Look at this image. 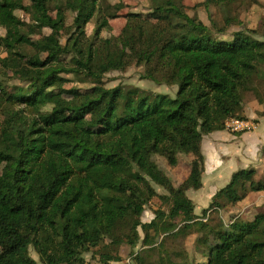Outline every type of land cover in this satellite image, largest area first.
Wrapping results in <instances>:
<instances>
[{"label": "trees", "instance_id": "1", "mask_svg": "<svg viewBox=\"0 0 264 264\" xmlns=\"http://www.w3.org/2000/svg\"><path fill=\"white\" fill-rule=\"evenodd\" d=\"M151 4L146 15L128 12L118 37H104L121 2L0 0V54L8 52L0 67L27 83L12 92L0 85V264H39L30 247L43 264H90L91 250L100 264L124 261L111 244L133 249L134 264H264V211L229 224L220 216L264 190L256 169L236 171L199 215L187 194L203 184L205 135L225 129L228 118H246L245 94L257 91L264 40L245 31L220 39L215 33L226 28L214 31L177 0ZM30 33L39 35L34 44L26 41ZM134 64L145 78L177 85L176 96L105 86L108 73ZM63 74L92 87L65 88ZM255 99L264 105V93ZM48 109L65 115L44 119ZM86 118L94 129L82 127ZM156 155L171 167L192 155L187 179L175 185ZM155 198L162 205L144 222ZM193 233V249L169 246Z\"/></svg>", "mask_w": 264, "mask_h": 264}, {"label": "rangeland", "instance_id": "2", "mask_svg": "<svg viewBox=\"0 0 264 264\" xmlns=\"http://www.w3.org/2000/svg\"><path fill=\"white\" fill-rule=\"evenodd\" d=\"M27 1V0H26ZM111 3L121 2L123 4L122 10H120L119 15L115 18L110 19V27L105 28L102 31V35L104 37H118L121 34L123 27L127 22L126 14L130 11L139 12L144 15L148 14L151 9V0H109ZM183 5V10L192 17H197L201 21H203L206 25L211 27L214 31L219 27L226 28L224 34L215 33L217 38L224 40H232L235 34L239 31H245L257 39L264 40V0H234L229 3L227 6H205L203 4L204 0H177ZM16 14L20 16L22 19L28 21V15L21 11L17 10ZM72 21L71 14L69 18V22ZM96 26V19H93L86 27V31L88 35H92ZM49 32V30H46ZM6 30L3 27H0V35H5ZM39 38V35L35 33H30L26 37V41L29 44H34L35 41ZM65 42V38L62 39ZM123 46L129 48L128 43L121 42ZM8 52H1L0 56L7 55ZM44 57V55H41ZM264 69V65L261 67ZM260 69L259 74L256 76L254 81V88L257 89L256 92L248 91L245 94L244 104L248 103L249 99L256 98V94L264 93V73L263 70ZM144 67L132 65L128 67L124 71H113L108 73L104 78V84L108 88H114L117 86H121L125 89L138 87L153 94H168L171 98H174L177 94L178 86L177 85H169L166 83H157L148 78L143 77ZM0 85L2 88L6 89L8 92L14 91V89L18 86L24 85L27 86V83L21 82L18 78H16L12 72L5 71L0 67ZM63 85L68 89H80L82 91L89 90L92 87L91 82H83L80 81L77 77L71 74H63ZM0 87V88H1ZM28 88V87H27ZM30 89V88H29ZM1 90V89H0ZM71 96L64 95L63 99L68 100ZM64 111L58 110L57 113H52L51 109H48L44 119H59L64 116ZM82 127L85 130H92L96 127V123L90 118H86L82 121ZM264 150V147L261 149ZM189 155H181L180 163L176 167H171L165 157L156 155L155 160L158 165L164 170L173 175V178L178 182L183 179V168H185V163L188 162ZM192 157V156H191ZM193 158V157H192ZM4 162L0 161V173L4 167ZM262 177H258L260 179ZM156 188L159 191H163L162 188L156 185ZM190 196H194L193 191H191ZM260 203L264 205V198H258ZM211 201V200H210ZM208 203V201H207ZM160 201L155 198L152 200L147 206L146 210L143 214V220L146 218L148 214L154 213L157 208L161 207ZM164 210H167V206H162ZM264 211V206L261 207L260 211ZM197 212L201 213L202 207L199 206L196 209ZM256 210L254 213L248 209L242 210V207L235 208L234 211L231 212H223L221 211L220 216L224 221V224H229L230 221L234 218L238 219V221L247 220V217H251L252 214L257 213ZM212 218V216H211ZM213 218H218L217 214L213 215ZM143 234V232L141 231ZM197 234L193 233L188 235L187 237H181L175 240V242H170L169 246L171 249L183 251L185 248L193 249L194 241L196 239ZM111 247L120 251L122 254L124 261L127 259H134L133 249H131L128 245L122 244H111ZM119 250V248H121ZM30 254L38 261L39 264H43L38 254L36 253L33 247H30ZM95 255V250H91L90 252L85 254L86 260L90 261V264H100L96 259L92 257ZM200 259V257H197ZM177 261L182 260V258H177ZM134 263V261H133Z\"/></svg>", "mask_w": 264, "mask_h": 264}, {"label": "crops", "instance_id": "3", "mask_svg": "<svg viewBox=\"0 0 264 264\" xmlns=\"http://www.w3.org/2000/svg\"><path fill=\"white\" fill-rule=\"evenodd\" d=\"M263 111L264 105L259 103L257 99L251 98L248 103L244 104V115L245 119L254 121L255 127L253 129L233 132L225 127L223 130L205 135L202 143V150L205 156V171L202 177L203 184L200 189H191L187 192L195 204L196 214H201L196 211L197 207L201 206L202 210L207 208L217 191L224 187L230 181L232 175L239 169L254 168L258 172L257 178L259 176L264 177V150H261L264 147ZM191 156H188V162L187 164L185 163L183 179L181 181L177 182L173 178V175L167 172L175 185L180 184L189 176L191 171L190 162L193 159V156ZM191 191H193L194 196H190L189 193ZM258 198H264V190L250 192L247 197L239 201L227 212L232 213L238 207H242V210L248 209L253 213L256 210L258 211L257 213L263 212V210H260L264 205L260 203ZM257 213L252 214L247 219H253ZM153 218L154 213H151V216L148 214L143 221L150 222ZM133 261L129 258L117 264H134Z\"/></svg>", "mask_w": 264, "mask_h": 264}, {"label": "built area", "instance_id": "4", "mask_svg": "<svg viewBox=\"0 0 264 264\" xmlns=\"http://www.w3.org/2000/svg\"><path fill=\"white\" fill-rule=\"evenodd\" d=\"M1 91V90H0ZM225 127L233 132L251 130L255 127L254 121L250 119L228 118Z\"/></svg>", "mask_w": 264, "mask_h": 264}]
</instances>
